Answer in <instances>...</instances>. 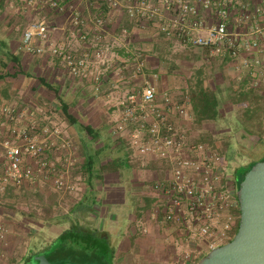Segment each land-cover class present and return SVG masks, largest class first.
<instances>
[{
	"label": "crops",
	"instance_id": "crops-1",
	"mask_svg": "<svg viewBox=\"0 0 264 264\" xmlns=\"http://www.w3.org/2000/svg\"><path fill=\"white\" fill-rule=\"evenodd\" d=\"M71 1L74 2L62 0L61 4L67 8ZM80 3V13L86 22L82 28H74L69 23L67 9L59 13L40 0H28V3L24 0H0V103L22 113L23 124L34 121L39 127L57 128L61 136L70 141V150L49 151L48 158L59 173L63 171V159L67 155L74 158V166L69 173L63 174L76 187L72 198L38 178L0 190V225L6 229L5 238L0 241V264H24L25 258L35 253L27 243L25 246L22 244L23 240L27 241L26 225L31 224L28 212L31 204H49L52 208L68 204V211L62 210L65 215L58 214L56 218H64L78 204H92L94 211L90 213L91 217L104 223L108 220L106 222L112 227L102 230L114 248V264H191V259L184 262L185 254L182 253L187 252L185 248L181 252V247L186 244L187 248H196L197 253L204 256L207 253L205 241L187 240L180 228L155 216L159 200L152 185L162 179V168L157 160L141 159L135 155L129 147L126 132H113L121 116L116 101L124 96L126 90L138 91L144 83H151L157 90L158 106H165L164 96L170 98L171 105L166 110L185 132L186 140L202 142L198 135H188V122L184 115L187 112L193 122L202 127L209 122H219L225 111V106L221 107L220 93L218 118L197 123L189 104V90L170 88L171 74L160 73L158 67L163 63L162 55L174 51V40L159 34L150 24L134 23L123 11L109 10L93 0ZM97 15L106 22L105 41L111 45L114 43L110 50H106L108 66L99 67L102 72L99 91L95 90L91 78L70 76L61 60L48 52L36 54L23 47L22 36L27 26L34 21H45L51 40L78 52L86 50L88 44L77 36L82 29L89 33L92 31L91 20ZM122 29L128 34L123 35ZM175 50L201 51L206 56L208 52L215 54L203 48ZM135 53L141 54L144 69L137 77L130 78L125 65L132 62ZM247 55L263 59L256 49ZM220 57L219 67L228 70L227 74L233 78L245 81V78L252 77L250 74L256 75L255 72L242 71L237 59ZM116 85L118 89H113ZM226 101L231 103L224 98L223 103ZM175 106L183 107L185 113L174 112ZM65 112L73 116L74 124L64 118ZM9 126L11 123H3L0 118V173L4 164L2 141L9 137ZM86 127L94 131L93 136L85 132ZM135 127L136 124L128 125V129ZM90 157H93L94 165L88 172L85 162ZM114 161L116 166L112 165ZM104 164L108 169L102 174L101 166ZM89 174L91 181H88ZM232 175L236 182L237 172ZM99 176L103 178L98 179ZM144 228L146 231L143 233L141 230Z\"/></svg>",
	"mask_w": 264,
	"mask_h": 264
},
{
	"label": "built area",
	"instance_id": "built-area-1",
	"mask_svg": "<svg viewBox=\"0 0 264 264\" xmlns=\"http://www.w3.org/2000/svg\"><path fill=\"white\" fill-rule=\"evenodd\" d=\"M28 3V0H24ZM56 12L67 9L69 23L83 27L80 13L82 1L40 0ZM78 1V2H77ZM109 10L123 11L139 25L150 24L165 38L174 40L173 49H208L220 56L237 59L242 71L250 74L252 82L264 78V0H93ZM211 20V21H210ZM92 31L77 36L88 48L81 52L51 40L48 24L31 22L23 32V47L31 53L48 52L61 60L70 76L91 78L99 91L102 77L100 68L109 60L105 41V20L97 15L91 20ZM123 35L128 34L122 29ZM258 50L262 58L247 55ZM144 60L135 53L132 62L125 65L128 77L143 72ZM113 89H118L114 86ZM157 90L144 83L138 91L126 90L116 102L121 116L114 125V133L128 135L129 147L141 159L157 160L162 168V179L156 180L152 190L157 194L155 216L165 223L180 228L187 240L205 241L207 252L227 243L233 236L238 219L237 185L230 163L224 154L208 143L189 142L185 132L170 118L171 102L164 96L165 106L156 104ZM174 112L184 114L183 107ZM23 114L0 103V118L8 127L9 137L2 141L4 164L0 173V190L7 186H20L38 178L65 194L76 192L67 175L75 160L67 155L59 173L49 151L70 150L71 143L61 136L57 128L39 127L34 121L22 123ZM136 124L133 129L128 125ZM143 233L145 228L141 230ZM6 229L0 225V241ZM2 251L0 249V255Z\"/></svg>",
	"mask_w": 264,
	"mask_h": 264
},
{
	"label": "rangeland",
	"instance_id": "rangeland-1",
	"mask_svg": "<svg viewBox=\"0 0 264 264\" xmlns=\"http://www.w3.org/2000/svg\"><path fill=\"white\" fill-rule=\"evenodd\" d=\"M179 51L165 52L162 55L163 63L158 65L160 73L171 74V76L169 75V78L171 77L170 88L187 92L190 86L200 84L205 88L218 90L222 101L221 107L225 106V111L219 122H209L205 127L194 123L186 112L184 119L188 122L186 125L188 135L192 134L196 137L198 135L200 139L202 138V142L217 147L229 161L232 174L239 167H245L251 162H260L264 159V128L260 136L258 134L246 135L240 125L242 122L245 124L242 115L244 104L235 103L233 105L228 101L223 103L224 98H228L230 101L231 96L236 92L239 94L240 92L253 91L264 98V78H260L256 84L252 82V78H245V81H241V78H233L227 74L228 70L219 67L218 58L221 57L217 54L208 52L206 56L201 51ZM261 104L264 105V102ZM261 118L264 122V114ZM247 125L250 130L256 133L257 129L253 125L248 123ZM66 195L72 198V194ZM51 206L49 204H31V208L28 210L31 215V221L29 220L31 224L26 225L28 236L25 239L27 241L23 240L22 244L25 246L27 243L34 252L43 251L59 233L70 227V222L65 221L63 217L56 218L58 214L65 215L66 212L64 213L62 210L68 211V204L55 208ZM59 210L61 211L59 212ZM100 220L94 217H85L80 223L91 228L99 226L100 230L112 228L109 222H106L108 220H105V223ZM185 245L183 244L180 250L183 252L185 248V252H187L182 253L186 255H184V262L191 259V264H197L203 256L197 253L196 248H187Z\"/></svg>",
	"mask_w": 264,
	"mask_h": 264
},
{
	"label": "trees",
	"instance_id": "trees-1",
	"mask_svg": "<svg viewBox=\"0 0 264 264\" xmlns=\"http://www.w3.org/2000/svg\"><path fill=\"white\" fill-rule=\"evenodd\" d=\"M230 101L233 103H243V120L242 130L246 135H261L263 133L264 122L262 116L264 114L263 96L253 91L236 92L231 96ZM189 104L192 115L197 123L204 121H214L219 116V91L205 88L200 84L190 86L189 89ZM64 118L74 124L73 116L65 112ZM248 124L253 125L256 133L248 128ZM85 132L94 135V131L89 127L84 128ZM117 161V159H115ZM263 160V159H262ZM114 161L112 165H117ZM255 162H251L245 167H239L237 172L236 185L239 186L243 178V174L250 169ZM94 165L93 157L87 158L85 162L86 170L91 171ZM114 167V166H113ZM107 164L101 166V173L107 171ZM98 179L103 176L97 177ZM88 181H91L89 174ZM91 183V182H89ZM91 185V184H90ZM82 205V206H81ZM94 211L92 204H78L70 209V212L63 219L70 222V227L61 232L56 238L44 248L43 251L35 252L25 258L24 264H38L37 257L43 255L52 264H62L71 260H81L89 264H114V248L111 246L107 233L100 230L99 226L89 227L81 224L83 218H90V213ZM237 222L234 233L238 228L239 209L237 210ZM232 239V238H231ZM230 239V240H231ZM229 240V241H230ZM228 241V242H229Z\"/></svg>",
	"mask_w": 264,
	"mask_h": 264
},
{
	"label": "water",
	"instance_id": "water-1",
	"mask_svg": "<svg viewBox=\"0 0 264 264\" xmlns=\"http://www.w3.org/2000/svg\"><path fill=\"white\" fill-rule=\"evenodd\" d=\"M238 228L232 239L207 252L197 264H264V159L248 169L236 192ZM38 264H52L43 255ZM62 264H89L71 260Z\"/></svg>",
	"mask_w": 264,
	"mask_h": 264
}]
</instances>
